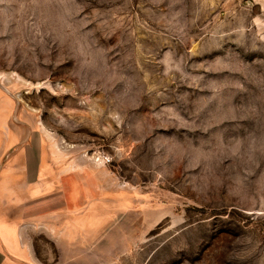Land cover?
I'll return each mask as SVG.
<instances>
[{
	"label": "rangeland",
	"instance_id": "1",
	"mask_svg": "<svg viewBox=\"0 0 264 264\" xmlns=\"http://www.w3.org/2000/svg\"><path fill=\"white\" fill-rule=\"evenodd\" d=\"M13 110L69 184L45 264H264V0H0V162Z\"/></svg>",
	"mask_w": 264,
	"mask_h": 264
},
{
	"label": "crops",
	"instance_id": "2",
	"mask_svg": "<svg viewBox=\"0 0 264 264\" xmlns=\"http://www.w3.org/2000/svg\"><path fill=\"white\" fill-rule=\"evenodd\" d=\"M17 112L18 110H13L12 118H15L17 123L23 125L22 127L27 128V134L19 142L13 144V149L10 151L7 158L0 162V214L10 205L18 204L20 206L18 209L30 210L31 218L26 222L28 225H25L26 228L24 231H21L19 226V235H24V239L19 240L18 238L17 254H10L7 250L8 248L16 250L14 240L10 239L8 233L5 234L6 237L4 240L0 232V264H45L36 251V239L31 237V235L40 232L43 228L46 230L48 227H54L59 230L67 229L68 225L65 224L67 216L65 217L62 211L59 212L58 209H55L57 216H54L53 220L50 221L48 218H42V221L36 222V220L32 218L35 207L33 203L30 204V201L32 202L34 198L45 199L49 196L56 198L59 194L61 195V202V200H64L70 193L69 184L63 181L59 182L57 175L52 172L51 165L44 159L40 161L39 169H34L36 167L35 162L37 161L35 158H31V151L25 147L26 143L30 142L32 127L29 122L20 120L17 117ZM0 133L2 134L1 131ZM8 134L10 135V132ZM13 138L14 140L17 139L12 134L10 140ZM2 144L3 142L1 139L0 148ZM40 208V212L42 213H51L53 210L49 204L47 207L43 205ZM59 213L61 218L59 217ZM63 217L65 218L64 223H61ZM42 223L54 225H31ZM0 226L1 230H3V223H1ZM80 227L79 234L82 232ZM57 244L66 247L68 245V239L63 238ZM49 258L50 264H53L52 262H55L54 264H66L67 262V257L63 254H60L58 259H53L52 256H49Z\"/></svg>",
	"mask_w": 264,
	"mask_h": 264
},
{
	"label": "bare ground",
	"instance_id": "3",
	"mask_svg": "<svg viewBox=\"0 0 264 264\" xmlns=\"http://www.w3.org/2000/svg\"><path fill=\"white\" fill-rule=\"evenodd\" d=\"M97 161L100 162L99 164H101V159H98Z\"/></svg>",
	"mask_w": 264,
	"mask_h": 264
}]
</instances>
